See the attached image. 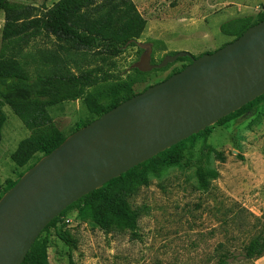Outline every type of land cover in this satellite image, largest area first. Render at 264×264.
<instances>
[{
	"label": "rangeland",
	"instance_id": "obj_1",
	"mask_svg": "<svg viewBox=\"0 0 264 264\" xmlns=\"http://www.w3.org/2000/svg\"><path fill=\"white\" fill-rule=\"evenodd\" d=\"M58 0H9L31 7L29 18L38 17L43 8ZM145 25L136 39L152 44V59L159 63L165 55L188 52L192 58L213 53L232 37L220 31L222 24L236 18L264 14V0H129ZM6 22L0 11L1 32ZM141 52L128 46L116 57L73 50L53 36L31 40L9 56L19 68L33 73L79 74L107 72L120 79L100 84L90 91L98 96L126 88L132 94L164 81L171 73L189 64L175 61L162 69L144 74L130 66ZM171 76V75H170ZM5 123L0 141V195L7 179H16L40 155L16 168L10 156L17 143L29 135L10 107L4 106ZM52 121L66 135L95 117L81 100L66 101L48 108ZM208 144L223 153L224 162L211 157L209 167L219 176L206 191L199 190L194 162L202 138L186 142V162L165 169L159 177L150 176L130 198L138 214L137 234L128 231H102L89 220L81 221L77 209L67 210L54 227L39 236H48L44 251L51 264H253L244 250L264 225V118L244 115L210 127ZM64 235L69 250L59 237Z\"/></svg>",
	"mask_w": 264,
	"mask_h": 264
},
{
	"label": "water",
	"instance_id": "obj_2",
	"mask_svg": "<svg viewBox=\"0 0 264 264\" xmlns=\"http://www.w3.org/2000/svg\"><path fill=\"white\" fill-rule=\"evenodd\" d=\"M136 46L130 68L141 73L191 62L71 133L0 197V264H21L48 223L81 197L264 94V19L197 58L182 51L154 64L152 44Z\"/></svg>",
	"mask_w": 264,
	"mask_h": 264
},
{
	"label": "trees",
	"instance_id": "obj_3",
	"mask_svg": "<svg viewBox=\"0 0 264 264\" xmlns=\"http://www.w3.org/2000/svg\"><path fill=\"white\" fill-rule=\"evenodd\" d=\"M31 9V7L9 2V0H0V11L4 15V20L14 23L13 27L6 26L1 32L0 141L1 130L6 120L2 108L6 105L29 131L28 137L17 143L16 150L10 156L15 167L22 168L34 156L40 155L27 169L42 156L54 150L68 136L56 127L48 114V108L66 101L81 100L89 114L96 119L135 94L124 87L127 85L125 84L121 90L109 91L100 97L98 93L94 94L90 90L100 84L116 81L120 79L119 76L107 72L28 74L27 71L19 68L16 61L10 59L9 56L16 54L31 40L48 35L63 41L69 49L116 57L121 55L128 46L136 45V39L145 25V20L136 12L129 0H58L50 8H43L40 16L29 18L27 16ZM263 19L264 14L256 18L239 17L222 24L220 31L232 37V42L247 28ZM138 51L141 52L139 48ZM173 54L175 53H171ZM184 60L191 62V58L187 57L178 59V61ZM151 62L154 63L152 56ZM133 70L138 74H144L136 69ZM255 114H260L264 118V94L217 123L223 124L240 116ZM91 121L77 126L72 132ZM210 132L211 129L208 127L190 136L110 180L100 189L81 197L51 220L39 236L54 227L67 210L76 208V218L81 221L89 220L107 233L111 230L128 231L131 238L136 239L138 237L136 220L138 214L131 208L130 198L135 189L139 185H144L150 176L159 177L165 169L177 167L186 162L187 157L183 152L186 142L193 143L196 139L202 138L199 155L194 162V175L198 189L206 191L209 183L218 178L217 170L209 167L210 159L213 157L224 162L225 158L223 153L216 151L208 144ZM24 172L14 180H5L6 187L0 197L16 183ZM39 236L21 264H51L44 253L49 243L48 236H44L41 240ZM59 237L70 250L69 240L64 235L59 234ZM263 255L264 225L245 248L244 258L252 260ZM217 264H226V256L220 258Z\"/></svg>",
	"mask_w": 264,
	"mask_h": 264
},
{
	"label": "crops",
	"instance_id": "obj_4",
	"mask_svg": "<svg viewBox=\"0 0 264 264\" xmlns=\"http://www.w3.org/2000/svg\"><path fill=\"white\" fill-rule=\"evenodd\" d=\"M253 264H264V255L260 258L253 259Z\"/></svg>",
	"mask_w": 264,
	"mask_h": 264
}]
</instances>
